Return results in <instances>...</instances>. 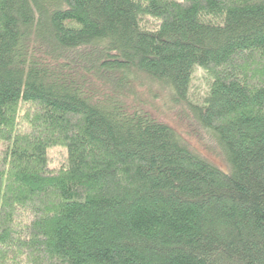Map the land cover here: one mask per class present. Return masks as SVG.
I'll return each mask as SVG.
<instances>
[{
  "label": "trees",
  "instance_id": "16d2710c",
  "mask_svg": "<svg viewBox=\"0 0 264 264\" xmlns=\"http://www.w3.org/2000/svg\"><path fill=\"white\" fill-rule=\"evenodd\" d=\"M0 264H264V0H0Z\"/></svg>",
  "mask_w": 264,
  "mask_h": 264
},
{
  "label": "rangeland",
  "instance_id": "374dc122",
  "mask_svg": "<svg viewBox=\"0 0 264 264\" xmlns=\"http://www.w3.org/2000/svg\"><path fill=\"white\" fill-rule=\"evenodd\" d=\"M185 128L190 132L191 134V143L197 147L200 151L203 153L209 155L210 159L216 162L217 164L221 165V157L219 153L215 152V145L211 141L208 140V138L205 137L204 133H202L199 128L191 127L189 123H185ZM65 150V149H64ZM62 149L60 148H53L49 152V157L52 159V165H55L56 163H59L62 161L64 154Z\"/></svg>",
  "mask_w": 264,
  "mask_h": 264
}]
</instances>
